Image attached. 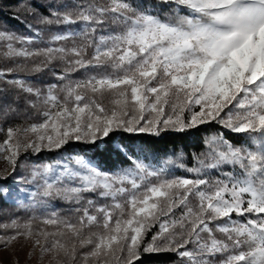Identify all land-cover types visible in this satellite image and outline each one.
Returning a JSON list of instances; mask_svg holds the SVG:
<instances>
[{
    "label": "snow or ice",
    "instance_id": "obj_1",
    "mask_svg": "<svg viewBox=\"0 0 264 264\" xmlns=\"http://www.w3.org/2000/svg\"><path fill=\"white\" fill-rule=\"evenodd\" d=\"M3 4L0 248L264 264V0ZM206 125L200 150L156 147Z\"/></svg>",
    "mask_w": 264,
    "mask_h": 264
},
{
    "label": "trees",
    "instance_id": "obj_2",
    "mask_svg": "<svg viewBox=\"0 0 264 264\" xmlns=\"http://www.w3.org/2000/svg\"><path fill=\"white\" fill-rule=\"evenodd\" d=\"M15 3L16 0H4V4H3L4 12L8 13L11 7L15 5ZM7 23L9 26L16 28L17 30L23 31V26L18 24L15 20L9 19ZM33 23H35V21H33ZM45 38L47 39V36H45ZM12 66H13V62L8 58H6L5 56H3L2 53H0V67H12ZM43 79L46 80L47 77H43ZM33 82L36 83L37 81L34 80ZM215 128H216L215 125L202 126L195 135L168 134L164 139L157 142L156 147L172 148L173 146H175L178 150H186V151L200 150L201 139L204 136L208 135L209 133L215 131ZM74 150L79 151V146L73 145V146H69V148L67 149V151L69 152ZM44 155L48 156L50 154L45 153ZM111 166H112L111 162L105 165L106 168H110ZM177 174H183V173L178 172ZM16 211H17L16 209L7 205L0 206V218L7 219L8 217L12 216ZM21 215L23 214L21 213ZM146 264H169V262L168 260H165L163 258H154L151 260H146Z\"/></svg>",
    "mask_w": 264,
    "mask_h": 264
},
{
    "label": "rangeland",
    "instance_id": "obj_3",
    "mask_svg": "<svg viewBox=\"0 0 264 264\" xmlns=\"http://www.w3.org/2000/svg\"><path fill=\"white\" fill-rule=\"evenodd\" d=\"M4 47L0 44V53L3 54ZM4 56V55H3ZM3 165L0 164V167ZM30 248L25 246L23 242L16 244L8 249L0 248V264H47L48 259L40 260L36 256L28 255Z\"/></svg>",
    "mask_w": 264,
    "mask_h": 264
}]
</instances>
